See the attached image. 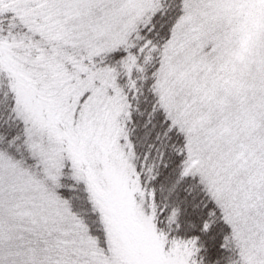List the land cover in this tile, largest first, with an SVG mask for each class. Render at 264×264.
I'll list each match as a JSON object with an SVG mask.
<instances>
[{"label": "snow or ice", "instance_id": "1", "mask_svg": "<svg viewBox=\"0 0 264 264\" xmlns=\"http://www.w3.org/2000/svg\"><path fill=\"white\" fill-rule=\"evenodd\" d=\"M0 264H264V0H0Z\"/></svg>", "mask_w": 264, "mask_h": 264}]
</instances>
